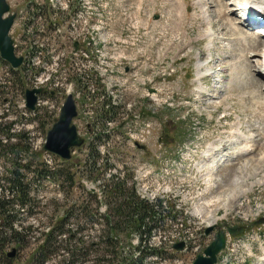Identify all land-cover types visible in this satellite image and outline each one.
Wrapping results in <instances>:
<instances>
[{
    "label": "rangeland",
    "instance_id": "374dc122",
    "mask_svg": "<svg viewBox=\"0 0 264 264\" xmlns=\"http://www.w3.org/2000/svg\"><path fill=\"white\" fill-rule=\"evenodd\" d=\"M172 1L8 0L17 15L12 37L26 65L16 79L0 61V202L7 203L6 214L0 211V239H6L0 264L13 249L18 254L11 264H42L45 253L44 264H113L121 257L136 259L140 244L165 243L131 231L109 243L106 215L119 219L100 188L112 184L111 176L126 180L130 191L168 201L171 213L153 206L160 215L175 216L161 226L163 237L173 240L181 233L179 238L190 241L188 252L164 245L145 264L193 263L212 241L205 236L212 220L243 230L229 239L227 264H264V107L255 94L264 86L256 76L260 60L253 63L241 52L243 42L232 41L239 33L226 22L238 25L241 19L229 0L223 8L217 7L222 0H200L211 26L197 0H186V12ZM210 29L215 37L209 51ZM241 31L250 35L244 25ZM37 86L46 94L30 114L24 92ZM69 93L76 98L75 124L86 144L65 162L44 146ZM108 101L120 108L102 125ZM238 123L246 140L236 148L229 134ZM214 143L219 151L212 171L218 174L209 179L203 176L211 169L205 154ZM249 143L255 154L235 160ZM93 148L100 155L97 172L91 171ZM243 162L249 170L232 174ZM17 171L27 177V206L11 192ZM231 175L239 182L236 190L247 192L236 202L229 199ZM195 203L203 220L191 212ZM51 231L54 239L43 251Z\"/></svg>",
    "mask_w": 264,
    "mask_h": 264
},
{
    "label": "water",
    "instance_id": "95a60500",
    "mask_svg": "<svg viewBox=\"0 0 264 264\" xmlns=\"http://www.w3.org/2000/svg\"><path fill=\"white\" fill-rule=\"evenodd\" d=\"M11 7L8 0H0V55L4 61L9 63L14 69H19L24 64V58L16 55L14 39L10 36L14 26L16 15H10ZM43 89L27 90V108L35 111L39 95ZM78 117V108L73 95H69L63 105L59 120L50 130L47 136L44 151L57 156L63 161L72 160L73 150L82 148L85 139L80 136L78 127L74 124ZM262 223V222H261ZM260 223V224H261ZM218 228V233L212 244L199 255L193 264H217L218 257L227 247V233L221 228L211 226L206 230L209 236ZM228 233L237 236L243 233L240 227H230ZM185 243H178L174 249L183 251Z\"/></svg>",
    "mask_w": 264,
    "mask_h": 264
},
{
    "label": "trees",
    "instance_id": "16d2710c",
    "mask_svg": "<svg viewBox=\"0 0 264 264\" xmlns=\"http://www.w3.org/2000/svg\"><path fill=\"white\" fill-rule=\"evenodd\" d=\"M13 76L17 79V74L12 72ZM21 78V77H20ZM18 77V79H20ZM20 81V80H19ZM20 87L22 89V81H20ZM24 87V86H23ZM109 113H105L100 117V121L102 125L106 124L109 120L108 117ZM95 155L93 156V168L91 171L97 172L98 169V159L100 155L94 150ZM90 160V159H89ZM108 164V162H107ZM99 171V170H98ZM15 178L11 180L12 188L11 192L14 193V196H18V201L20 200L23 206H27L29 202L26 200L28 197L29 188L24 183V180L27 178L24 173L15 172ZM110 186H103L100 188L104 195L109 194L108 199L113 201L114 208L110 210V213H115V217L119 220L117 222L112 221L111 215H106L108 220V241L111 244H115L118 242V237L121 235L122 232L131 231L138 233L141 237L148 236L151 234L152 230L155 227H161L162 223L161 220H158L162 215L160 212H156L152 205H150L147 201L142 200L135 190H128L127 189V182L126 180L120 181L116 177H112L110 179ZM12 203L9 204L10 207L13 206ZM7 203L0 202V211L5 212ZM155 227H154V226ZM62 227H60L61 229ZM55 235V231H51L49 235L45 236L46 246L42 248L43 251L49 250L51 241H53ZM61 236V234H58ZM17 238V235H14ZM6 239H0V247H3V243ZM5 244V243H4ZM1 250V248H0ZM137 250L144 254L142 250V245L137 247ZM116 252V251H115ZM156 251L152 250V253ZM43 260L42 264L46 261V253L42 255ZM144 264L143 258H139L135 260L133 257L125 258L121 257L118 261L114 260L113 264Z\"/></svg>",
    "mask_w": 264,
    "mask_h": 264
},
{
    "label": "bare ground",
    "instance_id": "6f19581e",
    "mask_svg": "<svg viewBox=\"0 0 264 264\" xmlns=\"http://www.w3.org/2000/svg\"><path fill=\"white\" fill-rule=\"evenodd\" d=\"M243 1H244V4H243L244 7L243 8L239 7V9L241 10V13H243L242 15L244 16V19L240 18L241 20L239 23H237L238 25H236L235 22H232L228 19V21L226 22V25L228 28H230V30H233L234 32L239 33V36L237 38H234L232 41L238 40V41L243 42L241 45V46H243V49L241 52L245 53V54L248 53L250 55V58L252 57L251 60H253V63L256 60L257 61L260 60L261 67L259 68L258 66H255V68H258L256 76L259 77L260 79H262V77L264 78V38L262 37V35L264 34V32H262V31H264V21H258L253 16H252V18H250L251 17V15H250L251 11H248V9H250L249 6H252V9L259 11V12L264 14V0H243ZM174 2L176 4H179V7H181L179 9L182 10L183 12H186L188 10L186 0H174ZM197 2L200 5L198 7L202 8L203 18L206 21V24L208 26H211V25H209L210 24L209 16L205 12L206 6L200 0H197ZM230 2H234V1L232 0ZM235 2L239 3L238 5L241 6L240 0H235ZM195 5L197 6V4H195ZM217 7H222V8L225 7V1L222 0V1L217 2ZM217 15H218L219 20L222 21V19L224 18V11H221V13L218 12ZM249 24L262 25L263 27L259 29L261 31L256 30V32L250 34L251 35L250 36V35L245 34L241 31V27H243V25H249ZM256 35H257V37L259 36L258 39H255L254 36H256ZM214 37H215V33L210 29L206 34V38H210V43H209V46L207 47L208 50L211 49V47H212V41H214L212 38H214ZM260 38H261V40H260ZM202 68H203V64L198 65V74L200 76L199 80L202 79V74H200ZM235 75H237V74H235ZM236 80L238 81L239 79L236 78ZM250 82H251V79L248 81V83H250ZM253 87H256V86L253 84ZM201 89L202 88H200V90ZM256 89L259 90V91H255V94L257 97V102L260 106L264 107V95H263L264 86L261 88L257 87ZM241 125H242L241 123H238L237 129L231 131L229 134V135H231V138H232L231 139L232 144L236 148L241 147L243 145L244 141L246 140V137L242 131ZM218 151H219V146L216 143H214V144L210 145L207 153L205 154L206 157L208 156V158L206 159L207 162L206 161L205 162L211 166V169L209 171H207L203 176H205L209 179H213V177H215L218 174L217 172L214 173L212 171L213 169H215V163H216V161L214 160V156L216 155V153ZM255 152H256L255 146L252 143H249V144H246L242 147L240 154L238 156L234 157V159L236 160L239 157L247 158V157L254 155ZM248 165L249 164H247L246 162H243L239 168H237L236 170H234L232 172V174L238 173L239 176H241L242 173H246L249 170ZM231 176L234 178V179L232 178L234 181L231 184V188H234V191H232L231 194L229 195V199L232 200V202H236V200H238L242 196L246 195L247 192L236 190V187L239 186V182L237 183V180H235L236 177H234L233 175H231ZM144 197H146V196H144ZM149 200L154 202L156 200V197L154 199H149ZM218 201H220L219 197H218ZM209 225H217V220L210 221L208 226ZM262 251H263V255H264V248ZM262 260L264 262V256H263Z\"/></svg>",
    "mask_w": 264,
    "mask_h": 264
},
{
    "label": "flooded vegetation",
    "instance_id": "af4514ba",
    "mask_svg": "<svg viewBox=\"0 0 264 264\" xmlns=\"http://www.w3.org/2000/svg\"><path fill=\"white\" fill-rule=\"evenodd\" d=\"M6 218H7V217H6ZM12 218H15V219H16V217H12ZM7 219H10V218H7ZM7 224L10 225V223H6V221L4 220L3 225L7 227ZM11 225H12V224H11ZM11 234H12L13 236L15 235L14 232H11ZM10 240H11V239H10ZM13 240H16V241L20 244V240L18 239V236H17V238L14 236V239H13ZM11 241H12V240H11ZM3 251H4V250H3ZM17 254H18V250H17V249H13L12 252L4 254V259H5V261H6L5 263H6V264H11V262L16 258Z\"/></svg>",
    "mask_w": 264,
    "mask_h": 264
},
{
    "label": "built area",
    "instance_id": "2783aa9c",
    "mask_svg": "<svg viewBox=\"0 0 264 264\" xmlns=\"http://www.w3.org/2000/svg\"><path fill=\"white\" fill-rule=\"evenodd\" d=\"M73 28H74V27H73ZM84 35H86V33H85Z\"/></svg>",
    "mask_w": 264,
    "mask_h": 264
}]
</instances>
